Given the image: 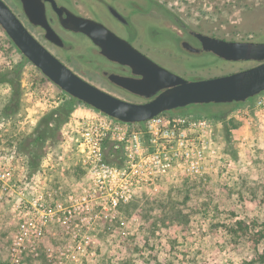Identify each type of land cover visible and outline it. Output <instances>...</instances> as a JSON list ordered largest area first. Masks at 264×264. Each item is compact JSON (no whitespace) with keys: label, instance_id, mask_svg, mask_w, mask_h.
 Returning a JSON list of instances; mask_svg holds the SVG:
<instances>
[{"label":"rangeland","instance_id":"1","mask_svg":"<svg viewBox=\"0 0 264 264\" xmlns=\"http://www.w3.org/2000/svg\"><path fill=\"white\" fill-rule=\"evenodd\" d=\"M162 1L188 24L208 35L227 41L263 38L264 0ZM7 2L18 14L16 8ZM213 63L211 69L194 72V75L217 76L253 66L229 65L213 56L197 58L185 65L209 67ZM220 64L224 65L218 69ZM15 69L21 73L23 96L19 113L14 118L0 117V161L25 159L12 155L9 150L6 136L10 130L16 127L23 130L34 125L39 113H43L44 101L58 98L61 103L69 98L49 81L40 82L44 77L22 57L0 28V72ZM8 91V87L0 90L1 103L5 102L1 97ZM255 100L253 98L247 104L249 126L245 117L243 119L238 114L247 105L226 107L223 113L214 117L217 125L212 132V140L221 148L213 159L206 161L201 177L171 181L160 186L158 192H153L157 196L152 193L142 196L139 213L134 212L132 206L131 214L120 212L112 222H96L93 225L96 238L91 236L88 242L82 235L83 231L55 229L54 233H46L42 243L29 247L24 244L26 247L22 253L13 250L17 223L10 212V203L2 196L0 264H259L256 253L262 252L263 241L258 242V236L253 235L264 233V109L254 110ZM88 112L90 108L76 105L71 115L72 124L76 127V121ZM192 116L208 118L209 114ZM14 123L16 127H13ZM68 126L69 122L61 129L60 137L52 147H43L40 163L33 166L29 163L26 167L19 163L28 170L30 180L53 191L61 202L65 201L66 194L76 193L88 183L86 176L76 183L53 180L60 174L58 172L69 167L71 157L79 156L63 143L62 132L65 134ZM243 138H246L245 142ZM53 181L58 184L56 188L52 186ZM200 181L205 186L198 192L192 186ZM136 203L137 199L134 205ZM244 215L247 219L250 217L254 228L249 226V229L241 231L234 226L235 220H245ZM106 225L114 227L104 231ZM73 234L77 235L75 239Z\"/></svg>","mask_w":264,"mask_h":264},{"label":"built area","instance_id":"2","mask_svg":"<svg viewBox=\"0 0 264 264\" xmlns=\"http://www.w3.org/2000/svg\"><path fill=\"white\" fill-rule=\"evenodd\" d=\"M255 99L254 110L264 109V92ZM43 104L45 112L56 108L59 101ZM248 113L247 105L238 114L249 126ZM68 122L63 143L81 157L88 183L78 192L66 194L64 202L30 180L25 168L30 161H0V198L5 196L10 203L18 229L15 251L22 253L25 245L42 243L46 233L55 229L83 231L88 242L91 236L96 238L93 225L115 220L120 207L137 193H156L171 181L201 177L206 161L221 148L212 140L215 119L188 114L169 112L128 126L90 109L76 121V127L71 118ZM109 157L117 164H110ZM76 236L73 234L74 239Z\"/></svg>","mask_w":264,"mask_h":264},{"label":"water","instance_id":"3","mask_svg":"<svg viewBox=\"0 0 264 264\" xmlns=\"http://www.w3.org/2000/svg\"><path fill=\"white\" fill-rule=\"evenodd\" d=\"M20 3V6L10 4L20 14L22 9L27 21L19 17L6 0H0V28L22 57L77 104L122 124H140L169 112L210 115L200 106H244L264 92V42H229L199 36L202 51L223 63L237 66L238 62L254 64L239 71L199 77L194 75V71L209 70L214 64L166 69L114 37L102 25L68 16L62 21L65 28L85 35L103 56L129 66L134 74L140 76L139 79L110 76L113 84L131 96L127 100L85 80L79 71L71 69L47 50L26 25L28 22L32 26L44 27L47 39L55 45H62L61 39L46 24L41 0H20ZM223 65L220 64L218 69ZM183 71L188 74L184 75Z\"/></svg>","mask_w":264,"mask_h":264},{"label":"flooded vegetation","instance_id":"4","mask_svg":"<svg viewBox=\"0 0 264 264\" xmlns=\"http://www.w3.org/2000/svg\"><path fill=\"white\" fill-rule=\"evenodd\" d=\"M7 1L17 6L21 5L20 0ZM41 3L48 28L61 39L62 45H55L48 40L47 30L44 27L32 26L27 22V28L32 35L71 69L79 71L109 93L120 97L131 96L113 84L110 76L130 79H139L140 76L134 74L129 66L103 56L99 48L85 35L65 28L62 21L68 16L72 15L102 25L114 37L126 42L134 50L166 69L186 66V62L213 56L202 51L199 36L217 37L188 24L162 0H41ZM18 16L26 20L22 9ZM262 36V39L228 41L264 42L262 41L264 35Z\"/></svg>","mask_w":264,"mask_h":264},{"label":"trees","instance_id":"5","mask_svg":"<svg viewBox=\"0 0 264 264\" xmlns=\"http://www.w3.org/2000/svg\"><path fill=\"white\" fill-rule=\"evenodd\" d=\"M17 70L18 69L10 72H0V90L4 87L9 88V91L5 95H3V97H1V99H5V102H0V117H3L5 119L14 118L19 113L21 107L23 91L20 87L21 73H18ZM40 82L44 84L48 83V80L45 78H41ZM77 103L78 102H75L72 98L69 97L68 99H65L64 101L59 103L56 108L47 110L43 113H39V119L37 120V122L31 127H27L23 130H19L14 123L13 127L16 128L10 130V134L6 136V139H8L7 146L11 153L13 152L12 155H16L19 158H25L20 159L21 161H30V166L37 165L41 159V156H43L40 151H43L42 149L44 146L52 147V145H54V143L60 137L61 129L70 120L73 109L77 105ZM200 109H204L203 111L208 110L205 111L206 113H210L208 118L214 119L215 116L223 113L226 107L222 105L209 104L200 106ZM14 122H16V119H14ZM10 125L12 126V124ZM45 153L46 152H44V154ZM111 154L112 152L109 153V156ZM80 158L79 156L71 157L69 167L65 168L63 172H58L60 174H58V177H55V179L53 180L57 181L58 183H60L61 180H68L76 183L81 177L86 174V171L82 164V159L80 160ZM109 163L116 165L117 161H115V158L109 157ZM58 171H60V169ZM57 185L58 184H55L53 181L52 186H55L56 188ZM204 186L205 184L200 181L198 182V184L192 186V188L196 191L198 190L199 192L200 188H204ZM148 193H152L154 195V193L150 190H145L139 193V195L135 196L128 204L122 205V207H120L121 212L124 214H131L130 207L133 206L134 212L136 211L139 213L141 208L140 203L142 201L141 197L147 195ZM157 195L158 194H155L154 196ZM136 199L138 203L134 205ZM232 217H234V215H232ZM244 219L245 220H235L234 226L240 228L241 231H243V229H249V226L250 228L255 227V224L253 223V221H251L250 217L249 219H247V217H245L244 215ZM111 227L114 226L106 225L104 231H107ZM253 236H258V242L263 241L262 252L256 253V260L259 264H264V233H255V235Z\"/></svg>","mask_w":264,"mask_h":264},{"label":"crops","instance_id":"6","mask_svg":"<svg viewBox=\"0 0 264 264\" xmlns=\"http://www.w3.org/2000/svg\"><path fill=\"white\" fill-rule=\"evenodd\" d=\"M78 105V104H77ZM89 113V112H88ZM189 115V114H188ZM245 139V141H246V138H244Z\"/></svg>","mask_w":264,"mask_h":264}]
</instances>
